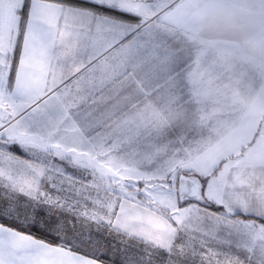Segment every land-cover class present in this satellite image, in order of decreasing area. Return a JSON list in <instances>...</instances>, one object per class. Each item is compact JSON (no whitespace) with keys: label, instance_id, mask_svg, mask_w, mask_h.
Masks as SVG:
<instances>
[{"label":"snow or ice","instance_id":"obj_1","mask_svg":"<svg viewBox=\"0 0 264 264\" xmlns=\"http://www.w3.org/2000/svg\"><path fill=\"white\" fill-rule=\"evenodd\" d=\"M0 264H264V0H0Z\"/></svg>","mask_w":264,"mask_h":264}]
</instances>
